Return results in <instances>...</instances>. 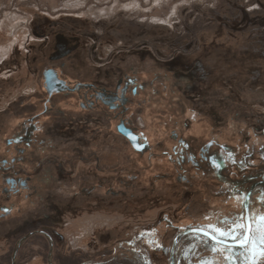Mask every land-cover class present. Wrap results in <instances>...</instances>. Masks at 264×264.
Segmentation results:
<instances>
[{
    "label": "flooded vegetation",
    "instance_id": "flooded-vegetation-1",
    "mask_svg": "<svg viewBox=\"0 0 264 264\" xmlns=\"http://www.w3.org/2000/svg\"><path fill=\"white\" fill-rule=\"evenodd\" d=\"M247 11L239 30L225 16L188 53V40L165 44L161 29L132 23L39 25L27 109L0 107V264H251L238 246L213 251L233 242L208 227L264 216V28H250L264 14ZM169 75L178 97L248 94L255 111L217 124L209 110L200 125L189 102L188 119L148 124Z\"/></svg>",
    "mask_w": 264,
    "mask_h": 264
},
{
    "label": "rangeland",
    "instance_id": "rangeland-1",
    "mask_svg": "<svg viewBox=\"0 0 264 264\" xmlns=\"http://www.w3.org/2000/svg\"><path fill=\"white\" fill-rule=\"evenodd\" d=\"M244 7L250 17L264 14V0H0V93L4 95L0 107L6 108L10 102H15V107L27 109L28 101L23 98L31 93V82L38 76L33 71L36 70L37 73L39 66L38 62L34 63L32 53L29 52L31 49L39 51L40 43L37 40L40 36L37 34L41 24L67 21L76 27L81 24L87 29L101 32L102 26L99 23L107 27L117 23L123 28H128L132 23L139 28H147L149 34L158 28L163 32L165 44L178 46L188 40L184 48L178 46L181 51L187 50L188 53L194 45L200 43V35L208 30H216L225 16L239 21L243 17L241 8ZM236 12L238 17L234 18ZM257 29L259 28H254ZM263 33L264 29L261 34ZM262 38L263 43L260 44H264V37ZM263 59L261 56L257 58ZM147 62L149 72L154 63L151 60ZM221 66L225 68V64ZM233 68L231 65L225 69L228 76L234 75ZM170 78L171 75L168 80L163 81V104L152 107L154 112L148 124H173L179 118L188 119L185 107L189 102L192 114L200 115L197 117L200 125L209 124L204 121L209 110L212 111V122L216 121L217 124H220V116H226L229 124L237 123L238 116V123L241 121L240 124H243L242 120L244 124L248 123L253 112L249 100L251 95L245 94L246 101L236 103L226 100V94L220 90H213L207 101L197 98L193 100L182 95L178 97L177 91H170V87L173 88L174 85ZM166 84H170L168 88ZM175 89L177 90L176 87ZM72 231L75 232L76 229ZM7 242L6 236L0 233V248H6ZM35 250L40 251L37 245ZM31 264L44 263L36 259Z\"/></svg>",
    "mask_w": 264,
    "mask_h": 264
},
{
    "label": "snow or ice",
    "instance_id": "snow-or-ice-1",
    "mask_svg": "<svg viewBox=\"0 0 264 264\" xmlns=\"http://www.w3.org/2000/svg\"><path fill=\"white\" fill-rule=\"evenodd\" d=\"M247 219V223H244ZM238 221H232L233 227L230 229H222L215 225H209L214 232L218 233V237H212L216 239L218 243L227 244V240H232V245L226 247L225 249H216L213 251L223 250L229 253H232L233 250L238 246L241 249H246L249 253V258L251 264H259V259L264 257V216L252 217L248 216L247 218L241 215L238 218ZM227 223V221H225ZM255 225V227H253ZM197 231H205L203 228L198 229ZM255 233H259L257 236ZM207 234V233H206ZM224 239H220V238ZM230 260L232 256L228 257Z\"/></svg>",
    "mask_w": 264,
    "mask_h": 264
},
{
    "label": "trees",
    "instance_id": "trees-1",
    "mask_svg": "<svg viewBox=\"0 0 264 264\" xmlns=\"http://www.w3.org/2000/svg\"><path fill=\"white\" fill-rule=\"evenodd\" d=\"M230 21V20H229ZM239 22L238 20H231L230 24L228 25H225V27L228 29V30H237L239 28ZM262 22H264V19L262 20H256V24L255 27H253L251 24H250V28H259V29H262L264 28L263 25H262ZM239 30V29H238Z\"/></svg>",
    "mask_w": 264,
    "mask_h": 264
},
{
    "label": "water",
    "instance_id": "water-1",
    "mask_svg": "<svg viewBox=\"0 0 264 264\" xmlns=\"http://www.w3.org/2000/svg\"><path fill=\"white\" fill-rule=\"evenodd\" d=\"M120 132L125 135L129 140H131V142L133 143V145L138 148V138L137 136H135L131 131L129 130H125L123 126L120 127Z\"/></svg>",
    "mask_w": 264,
    "mask_h": 264
}]
</instances>
